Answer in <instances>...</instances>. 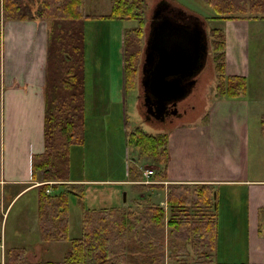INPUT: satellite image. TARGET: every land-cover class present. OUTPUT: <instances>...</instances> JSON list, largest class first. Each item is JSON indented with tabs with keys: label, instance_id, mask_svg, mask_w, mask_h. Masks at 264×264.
<instances>
[{
	"label": "trees",
	"instance_id": "trees-1",
	"mask_svg": "<svg viewBox=\"0 0 264 264\" xmlns=\"http://www.w3.org/2000/svg\"><path fill=\"white\" fill-rule=\"evenodd\" d=\"M200 1L214 13L212 19L237 16L264 19V0ZM82 4L83 0H0V76L1 23L10 20L52 19L48 39L53 65L50 73L52 81L47 83L46 92L45 150L32 162L33 179L41 176L43 183L37 189V215L40 237L44 242L69 239L68 195L83 198V193H79L63 176V171L68 168L71 147L80 146L84 142L87 88L84 31L86 19L96 16L84 15ZM110 5L109 13L97 18L136 22L135 27L123 29V83L127 91L133 87L139 70L149 6L146 0H111ZM209 35L216 81L213 96L228 99L245 97L246 79L225 74L223 32L212 28ZM127 144L138 158L158 168L153 176L154 181H164L169 161L168 134H149L136 127L129 132ZM139 168L134 164L129 174H138L141 179L139 181H142L144 178ZM149 187L163 189L160 184ZM213 192V186L209 185L168 186L167 217L164 210L148 204L140 207L137 204L135 209L126 211L118 207L87 210L83 218L82 235L80 238L69 239L70 249L62 262L38 264H125L131 259L151 264L145 259L149 254L150 257L154 255L156 243H162L164 234L161 231L164 227H167L171 237L175 236L184 246L192 244L198 257L209 260L214 255L216 244L217 205ZM157 232L163 235L162 238L158 237V241L155 240ZM135 238L138 240L135 241ZM202 254L206 256L202 257ZM6 256L5 264H26L23 250H9Z\"/></svg>",
	"mask_w": 264,
	"mask_h": 264
},
{
	"label": "rangeland",
	"instance_id": "rangeland-1",
	"mask_svg": "<svg viewBox=\"0 0 264 264\" xmlns=\"http://www.w3.org/2000/svg\"><path fill=\"white\" fill-rule=\"evenodd\" d=\"M110 1L111 0H83V14L91 17H94V15L96 16V18L86 19L84 31L85 76L87 85L84 142L80 146L71 147V159L68 158V168H65L63 171V176L65 179H80L89 185L110 186L111 184L115 186L116 189L118 188L117 191L119 192V196L117 204L124 202V200L129 204L135 198L134 196L139 194L136 193V191L140 190L133 187H138V182H141L139 181L141 179L138 178L137 173V176L129 174V169L134 167V164H140L143 167L151 166L149 162L138 158L134 154L132 147L127 144L129 132L136 127L141 128L149 134L166 133L170 130L174 131L175 129L195 130L202 122H206L205 117L207 116L206 114H208L209 105L216 99L213 96V87L216 81L213 70L214 64L212 63V49L209 43V53L204 67L205 69L200 75L198 84L180 104V106L186 110V113H182L180 117L173 118L165 123H159L154 120L147 121L145 118V109L142 105V88L139 83V81H141L140 68L137 72L133 87H129V89L125 91L123 83V29L135 27L136 22H118L117 24L119 25H112V21L97 18L109 13L111 7ZM146 1L149 6V17L159 0ZM167 2L175 11L180 9L184 10L186 14H191L193 12L200 16L197 18L204 22L208 40H210L209 32L212 28L220 30L218 24L215 23L216 19L208 17V15L214 16V13L200 0H167ZM36 20L41 21L39 24L35 23L33 26L35 34H39L38 43L42 45L46 81L50 83L52 81L50 73H52L51 65H53V60L51 48L49 52L48 37L52 26V19L40 20L36 18ZM13 28V26L8 27L6 25L3 32L5 33L3 48L4 58L9 66L12 61V68L15 67L16 57H11L13 44L10 37ZM33 42V39L27 42L29 44V54H33L34 52ZM143 44L144 37L142 40V47ZM252 46L253 44H251V47ZM23 55L24 53L21 54V56ZM140 61H142V55H140ZM259 63H261L260 57H250V69H252V74L247 83L251 87L252 94L254 95V93H256L259 95L257 102L263 101L260 102L263 104H251L252 107H257L260 117L264 115V88H259V86L264 84V77L263 79L262 77L258 79V72L255 69L261 66L264 67V61L262 60V65ZM48 64L50 65L49 68ZM26 66L27 64H23V67ZM114 100H118V102ZM180 112H182V109ZM126 120L128 121L127 123ZM249 122L251 125L249 126L248 124L250 128L248 132L250 136L252 135L251 143L254 144L253 153L256 155V159L251 158V152L245 141L246 130L243 129L241 133L243 150L241 172L243 179L250 180L255 178L258 180L264 178V134L262 135L261 133V120L250 117ZM253 128L256 134H254V131H251ZM214 132L216 134L213 138L207 136L208 145L216 147V145L220 144V147H224L223 144L225 141H222V139L217 141L216 136L219 135L218 137H220L226 134L221 133L219 130H215ZM215 142H218V144H213ZM217 150L218 149H215V151ZM224 161L226 165H231L232 163L229 157L224 158ZM155 169L158 170L156 166ZM245 170L247 173L246 176L244 175ZM128 176L131 179L130 181L133 182L132 187L122 182L124 177H126V181H128ZM105 181L114 182L108 183ZM142 186L143 185H140L139 187ZM147 186L149 187V185ZM213 188L216 189L217 187L214 186ZM232 190L229 189V193L224 194L223 199V189H220L218 192L220 194V201L219 208L217 206L216 211L217 217L222 212V206L223 212L222 216L219 215L220 217L217 219L219 239L217 235L215 255H213L215 261H235V259L239 260L240 258L245 261L250 249L242 236L237 232L238 228H240L239 223L242 221V218L236 216L232 217V211H236L232 202L226 207L224 206V198L227 194H230ZM77 191L83 193L82 199L73 194L68 195L71 215L70 224L68 226L70 227L68 228L69 239L80 238L83 230L81 221L85 215H83L82 210L84 189ZM11 192L9 188L0 191V241L2 240V236V256L4 263L7 261L6 252L12 250L10 247L24 248L25 257L29 261L28 264H36L35 262L38 259L34 252H37L40 256V262H61L64 255L70 249V242L69 239L66 241H41L37 218L38 191L33 190L26 195L17 197L8 208L11 201ZM143 192L150 193L147 190ZM156 194H161V192L157 190ZM159 198L160 196L153 199ZM144 200L151 202L147 196L142 199L138 198V202H134L140 207L144 206ZM165 231L167 241L169 239L171 240L173 237L168 234L167 228H164L162 232L164 234V239ZM149 237L152 236H147V238ZM157 239L156 237L155 240ZM134 240L136 241L138 238ZM173 243L174 241L169 243L170 245L166 244L163 251L168 264H208L207 258H200L195 254L192 244H190L184 252H181L177 245L172 246ZM238 244H240L239 249H237ZM245 246H247V249ZM153 251L154 255L150 257L149 254L148 258L145 259L146 262H150L151 264H155L154 261L158 258L157 254L159 252L156 248H154ZM205 256L206 255L202 254V257ZM176 259H178V261H176ZM125 264H142V261H134L131 259L130 262H126Z\"/></svg>",
	"mask_w": 264,
	"mask_h": 264
},
{
	"label": "crops",
	"instance_id": "crops-1",
	"mask_svg": "<svg viewBox=\"0 0 264 264\" xmlns=\"http://www.w3.org/2000/svg\"><path fill=\"white\" fill-rule=\"evenodd\" d=\"M208 17L212 16L208 15ZM39 22L41 21L33 19L12 20L1 23L0 191L5 190V188H9L12 191L8 208L17 197L26 195L33 190L37 191L38 186L42 184L41 176L36 179L32 177V162L36 156L42 155L45 150L44 120L47 107V81L43 50L41 48L42 45L38 43L39 34H35L33 26L35 23L39 24ZM117 23L112 21V25ZM215 23L218 24L224 35L225 74L233 77H244L247 85L246 95L239 99H214L209 105L208 114L205 117L206 122H202L193 131L189 129H175L174 131L170 130L166 132L168 134L169 161L165 179L159 182L163 189H157L161 194H156L157 190L151 189L148 186L139 187L141 184H137L139 186L133 188L140 189L136 191L139 194L134 196L135 198L132 202L127 204L124 201L117 204L119 196L118 188L116 189L111 184L110 186L89 185L80 179H67V182L72 184L76 190L84 189L83 215L87 210H109L116 207L123 208L124 210L135 209L137 207V203L135 202H138V198L142 199L147 196L151 202L144 200V203L161 208L167 217V187L170 185L216 186L217 188L214 191L216 193V205L218 208L220 201V194L218 192L220 189H223L222 199L224 194L229 193V189H234L230 191V194L225 196L224 206L226 207L232 202L236 210L232 211V217L242 218L237 232L250 248L248 257H246L245 261L242 258L239 260L235 259V261H215L213 257L208 260V264H264V178L258 180L255 178L250 180L243 179L241 172L243 161L242 130H246L245 141L251 152V158L256 159V155L253 153L254 144L251 143L252 135L250 136L248 132L251 125L249 118L254 117L261 120V133L264 128V124L262 123L264 115L259 117L260 113L257 107H252L254 104H263L260 103L263 101L257 102L259 95L256 93L253 95L251 87L247 83L252 74L250 57H260L261 63L259 64L261 65L262 60L264 61V19L237 16L216 20ZM6 25L14 27L10 37L13 44L11 57L16 56L14 68H12V61L9 66L4 58L5 33L3 32ZM32 39L35 42H33L34 52L33 54H29V44L27 42H30ZM251 44H253L252 47ZM22 53H24L23 56H21ZM23 64H27V66L23 67ZM255 70L258 72V79H261V77L263 79L264 67H257ZM259 88H264V84H261ZM114 101L118 102V100ZM215 130L226 134L220 137H218L219 135L216 136L217 141L221 139L225 141L224 147H220L218 142L213 143L218 144L216 147L208 145L207 136L213 138L216 134ZM251 131H254V134H256L254 128ZM215 149L218 150L215 151ZM70 151L69 158L71 159ZM227 157L230 158L231 165H226L224 158ZM244 175H247L246 170ZM130 180L129 178L126 181V177H124L122 182L132 187L133 182ZM105 182L113 183L114 181ZM144 190L150 193H144ZM159 196V199H153ZM222 212L219 214L220 216H222ZM219 215L217 217L216 214V243L219 228L217 219L220 217ZM70 220L69 205L68 224H70ZM81 222L83 225V220ZM161 233L157 232L156 237L162 238L163 235ZM166 237L165 231V239L163 237L162 243H156L155 245L156 249L160 252V255L154 261L155 264H168L163 252L166 244L174 241L172 246L177 245L181 252H184L189 247V245L184 246L181 244L175 236L168 241ZM247 246H245L246 249ZM10 248L22 249V247ZM239 248L240 244L237 246V249ZM0 250V264H5L6 262L4 263L2 256L3 249L0 248ZM34 253L38 259L35 262L36 264L46 263L40 262V256L37 252ZM25 261L28 264L29 261L26 257Z\"/></svg>",
	"mask_w": 264,
	"mask_h": 264
},
{
	"label": "water",
	"instance_id": "water-1",
	"mask_svg": "<svg viewBox=\"0 0 264 264\" xmlns=\"http://www.w3.org/2000/svg\"><path fill=\"white\" fill-rule=\"evenodd\" d=\"M164 16L149 33L141 78L143 105L160 120L168 106L176 107L191 92L192 79L203 70L208 55L205 30L183 24V10Z\"/></svg>",
	"mask_w": 264,
	"mask_h": 264
},
{
	"label": "flooded vegetation",
	"instance_id": "flooded-vegetation-1",
	"mask_svg": "<svg viewBox=\"0 0 264 264\" xmlns=\"http://www.w3.org/2000/svg\"><path fill=\"white\" fill-rule=\"evenodd\" d=\"M165 5H167V7L165 6ZM156 11H159V13H158V15L157 16H155V12ZM157 13V12H156ZM174 13H176V11L174 10V8L170 5V4H167L166 3V1L165 0H159L158 2H157V4H156V7L153 9V11H152V15H150L148 18H147V23H146V27H145V36H144V44H143V47H142V50H141V55H142V61H140V66H139V68H140V74H141V76H140V80H141V78H142V67H143V65H144V53H145V49H146V46H147V42H148V39H149V33H150V31H151V29H152V27H154V26H156L157 24H159V23H162L163 21H164V17H166V16H164V14H167V15H169V16H172V15H174ZM182 23L183 24H185V25H187V26H191V27H195V26H197V27H199L200 29H202V30H205V27H204V22L203 21H201V20H199L198 18H196V16H194V15H187V17H184L183 19H182ZM208 40V38H207V36H206V41ZM195 45H196V43H195ZM207 45H209V40L207 41ZM197 47H198V45H197ZM204 69L205 68H203V71H204ZM203 71L196 77V78H193L192 80H195V82H194V86L192 87V90H193V88H195L196 87V85L198 84V81H199V78H200V75L203 73ZM191 80V81H192ZM141 81H139V83H140ZM192 90H191V92H192ZM190 92V93H191ZM189 93V94H190ZM189 94H188V96H189ZM183 100H185V99H183ZM182 100V101H183ZM182 101H180V102H178L177 103V105H176V107H174V106H168V108H167V110H166V112H165V117H164V119H163V121L161 120V121H159L160 119H157L156 117H155V115H150L148 112H147V110H146V108H145V106L143 105V103H142V105H143V107H144V109H145V118H146V120L148 121H152V120H154V121H157V122H159V123H165V122H167V121H170V120H172L173 118H178V117H180V115L182 114V113H186V110L182 107V106H180V104H181V102ZM182 109V112H180V110Z\"/></svg>",
	"mask_w": 264,
	"mask_h": 264
},
{
	"label": "built area",
	"instance_id": "built-area-1",
	"mask_svg": "<svg viewBox=\"0 0 264 264\" xmlns=\"http://www.w3.org/2000/svg\"><path fill=\"white\" fill-rule=\"evenodd\" d=\"M153 174V172L149 169V170H146L145 172H144V176L146 177V178H149L151 175ZM146 183H148V182H146Z\"/></svg>",
	"mask_w": 264,
	"mask_h": 264
},
{
	"label": "bare ground",
	"instance_id": "bare-ground-1",
	"mask_svg": "<svg viewBox=\"0 0 264 264\" xmlns=\"http://www.w3.org/2000/svg\"><path fill=\"white\" fill-rule=\"evenodd\" d=\"M174 14H175V13H174ZM202 71H203V70H202ZM202 71H201V72H202ZM201 72H200V73H201Z\"/></svg>",
	"mask_w": 264,
	"mask_h": 264
}]
</instances>
